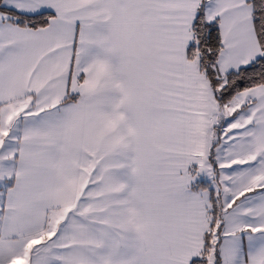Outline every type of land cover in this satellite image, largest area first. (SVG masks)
Returning <instances> with one entry per match:
<instances>
[{
	"label": "snow or ice",
	"instance_id": "1",
	"mask_svg": "<svg viewBox=\"0 0 264 264\" xmlns=\"http://www.w3.org/2000/svg\"><path fill=\"white\" fill-rule=\"evenodd\" d=\"M0 264H264V0H0Z\"/></svg>",
	"mask_w": 264,
	"mask_h": 264
}]
</instances>
